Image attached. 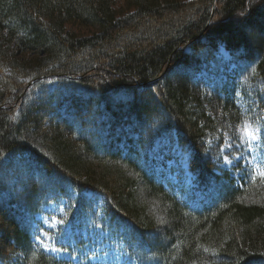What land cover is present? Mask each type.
I'll list each match as a JSON object with an SVG mask.
<instances>
[{"label": "trees", "instance_id": "1", "mask_svg": "<svg viewBox=\"0 0 264 264\" xmlns=\"http://www.w3.org/2000/svg\"><path fill=\"white\" fill-rule=\"evenodd\" d=\"M261 173L264 0H0V264H75L33 242L68 191L102 198L123 264H264Z\"/></svg>", "mask_w": 264, "mask_h": 264}, {"label": "rangeland", "instance_id": "2", "mask_svg": "<svg viewBox=\"0 0 264 264\" xmlns=\"http://www.w3.org/2000/svg\"><path fill=\"white\" fill-rule=\"evenodd\" d=\"M219 52L221 53V50ZM254 131L257 132L255 129L248 130L247 135L252 137ZM228 138V136L225 137L227 144L221 148V165L232 177L236 178V174L234 175L232 170L227 168L241 162V167L244 169V167L251 166V160L244 159L245 149L233 152L235 147H241V145L232 144V139ZM175 152L173 158L165 161L166 166L160 165V168L163 167L165 170L174 168L171 174L173 182L176 185L191 186V177L186 171L187 157L181 154L177 145L173 146L169 154ZM165 153L168 155L167 148H165ZM242 159H244L243 163ZM166 176H170L169 172ZM67 193L73 205H69L65 197L58 198L56 202L44 206L42 214L34 219V222H39L38 233L41 237V248L60 259H70L75 264L84 260L90 264H123L125 257L117 249V245L118 236L124 229L102 217L100 212L103 207L102 198L91 191L82 192L81 204L83 206L77 209L78 195L72 191ZM60 240L66 242V247H59ZM79 245H82V248L78 249ZM128 261H131L130 256L127 257Z\"/></svg>", "mask_w": 264, "mask_h": 264}, {"label": "bare ground", "instance_id": "3", "mask_svg": "<svg viewBox=\"0 0 264 264\" xmlns=\"http://www.w3.org/2000/svg\"><path fill=\"white\" fill-rule=\"evenodd\" d=\"M42 214V213H41ZM40 215V214H39ZM37 217V216H36ZM38 224H39V222L38 221H36V223H34L33 224V226H34V228L36 229V234H35V236H34V238H33V242H34V244H35V247H37L38 249L40 248L41 249V251H43V252H45V253H48V252H46V251H44L42 248H41V245L40 244H42V242H41V237H40V235H39V229H38ZM62 239V238H61ZM60 245H59V247H63V245L66 243L65 241H63V240H60ZM79 248H82V245H79V247H78V249ZM77 254H79V252L77 253ZM50 255H52V256H54L55 258H58V257H56L55 255H53V254H50ZM58 259H60V258H58Z\"/></svg>", "mask_w": 264, "mask_h": 264}, {"label": "snow or ice", "instance_id": "4", "mask_svg": "<svg viewBox=\"0 0 264 264\" xmlns=\"http://www.w3.org/2000/svg\"><path fill=\"white\" fill-rule=\"evenodd\" d=\"M261 176H264V173H261Z\"/></svg>", "mask_w": 264, "mask_h": 264}]
</instances>
